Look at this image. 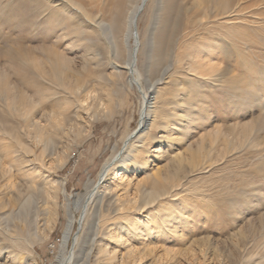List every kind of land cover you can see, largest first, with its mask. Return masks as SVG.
Instances as JSON below:
<instances>
[{
    "label": "rangeland",
    "instance_id": "1",
    "mask_svg": "<svg viewBox=\"0 0 264 264\" xmlns=\"http://www.w3.org/2000/svg\"><path fill=\"white\" fill-rule=\"evenodd\" d=\"M84 1L0 0V264H264V0L148 3L153 122L86 213L144 100L124 68L140 0Z\"/></svg>",
    "mask_w": 264,
    "mask_h": 264
},
{
    "label": "bare ground",
    "instance_id": "2",
    "mask_svg": "<svg viewBox=\"0 0 264 264\" xmlns=\"http://www.w3.org/2000/svg\"><path fill=\"white\" fill-rule=\"evenodd\" d=\"M68 1L73 4L72 0H68ZM213 1H217L219 6H221V7L225 6V5L226 6L227 5H233L235 2V0H213ZM84 2H85L84 0H75V3L79 7H84L85 6ZM148 3L153 5L155 3V0H153V1L152 0H140V2L134 7V9L129 14L128 25H130V27H131L130 36L134 39V48L130 52V55L128 58V63H126L124 66V68L127 69L128 72L130 73V76H131L130 83L139 88V90L142 94L143 100H144V105H143V108L140 112V121H139L141 129L138 131H134L133 133L129 134L123 143L124 144V151L122 153H117V155H115L113 158H111L109 161L106 162V164L102 168V171L99 175L98 181L96 182L95 186L93 187V189L89 193L88 198L86 199L87 203H86V206L84 209V213L87 212L88 204L90 202H92L95 199V197L101 195L100 194L101 192L99 189H100L101 185L104 183V181L106 180V178H107L109 172L111 171V169L113 168V166L119 161L129 160V157L127 158V155L124 156L125 153L127 151L132 153L134 151L133 150L134 148L140 147V145L145 140V139H141L140 133L143 130L147 129V127H146L147 123H149L150 121L153 122V113H154V109H155L154 108L155 101L153 102V100H156V89H157V86L159 84H161L162 79H160V80L157 79L156 81L152 82L151 86L149 88V93H147V91H145L142 87V76H144V75L142 73H140V68H139V64H138V57H139L140 51L143 52V55L146 54L149 61H151L153 59V57L155 56L153 49L150 48L152 41L148 42V44H142L141 39H140V33L138 31L139 20H140L142 15L146 14L145 10H146V6H148ZM76 8L78 9L77 11H79V10L81 11L80 8H78V7H76ZM82 15H87V14H82ZM149 34H151V36H154V38L156 40L157 50H155V51L158 52L157 53L158 57L156 60H162L163 59L162 53L165 51V54H167L169 52V50L171 49V48L169 49V47L167 46L168 45L167 42L169 41L168 35L164 31V29L162 31H158V30L153 31V32L151 31V32H149ZM128 41H129V38L127 39V42ZM171 43L172 42H170L169 45H171ZM197 62L198 61H196L195 63H197ZM195 63L194 64L192 63L193 68L197 67L195 65ZM169 69H170V66H167L164 69L165 74L167 72H169ZM145 71H147V68ZM151 124L152 123H150L149 125L151 126ZM149 128H148V130H149ZM158 151H160V149H158L157 152ZM160 186H161V182L158 181V182H154L153 186H151V187H153V189H156ZM104 192L105 191H103V193ZM26 202H27V200L24 203H22L21 208H23L24 205L27 204ZM23 211H24L25 216L29 215L28 214L30 212L29 210H26L23 208ZM83 220H84V218H82L80 220V223H83ZM28 222H29V220H28ZM74 222H75V220H74L73 215H70V220H69V223H68L66 230H65V237H64V241H63L64 247L67 246V243L69 241V237L71 235V231H72V227H73ZM29 223L31 224V222H29ZM94 224H95V219L92 221L91 226H94ZM75 259L76 258H75L74 252H73L67 257L62 256L60 263L61 264H73L72 262H74ZM79 261H80V259H79Z\"/></svg>",
    "mask_w": 264,
    "mask_h": 264
}]
</instances>
